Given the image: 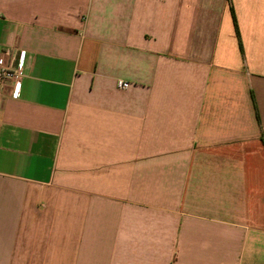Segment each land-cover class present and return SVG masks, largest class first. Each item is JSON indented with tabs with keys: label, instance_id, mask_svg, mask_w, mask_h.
<instances>
[{
	"label": "crops",
	"instance_id": "0c3cea01",
	"mask_svg": "<svg viewBox=\"0 0 264 264\" xmlns=\"http://www.w3.org/2000/svg\"><path fill=\"white\" fill-rule=\"evenodd\" d=\"M22 53L0 264H264V0H0Z\"/></svg>",
	"mask_w": 264,
	"mask_h": 264
},
{
	"label": "built area",
	"instance_id": "2783aa9c",
	"mask_svg": "<svg viewBox=\"0 0 264 264\" xmlns=\"http://www.w3.org/2000/svg\"><path fill=\"white\" fill-rule=\"evenodd\" d=\"M24 54L22 53L19 58L18 65L12 69L6 61L0 57V87L5 86L6 84L9 85L11 89V98L17 99L20 94L21 89V71H22V64H23ZM128 87V82H124L119 80L117 82V88L120 90H124Z\"/></svg>",
	"mask_w": 264,
	"mask_h": 264
}]
</instances>
